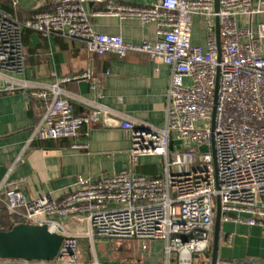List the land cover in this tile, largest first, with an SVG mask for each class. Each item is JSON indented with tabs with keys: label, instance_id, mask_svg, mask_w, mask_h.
Returning <instances> with one entry per match:
<instances>
[{
	"label": "built area",
	"instance_id": "1",
	"mask_svg": "<svg viewBox=\"0 0 264 264\" xmlns=\"http://www.w3.org/2000/svg\"><path fill=\"white\" fill-rule=\"evenodd\" d=\"M87 1L57 0L52 11L23 20L0 8V91L35 89L32 94L44 101L27 144L85 137L92 124L102 121L129 135L132 167L140 156H158L162 172L148 176L122 169L95 181L78 176L77 187L59 199L50 193L26 198L17 183L3 178L0 203L5 210L18 224L46 225L62 242L50 259L0 257V264H104L78 260V235L67 231L65 218L86 220L90 238L136 239L143 249L149 240L162 241L159 264H194V256L212 244L216 197L220 221L264 228V0H218L217 10L214 0H153L143 5L95 0L104 8L94 13L85 9ZM93 14L154 22L156 38L131 43L120 35L99 33ZM193 15L206 18L205 48L191 43ZM24 29L78 38L94 54L123 57L137 52L167 64L163 125L138 122L99 103L75 115L71 99L78 94L61 88L69 78L50 85L16 78L24 70ZM72 79H87L93 91L100 80L91 70ZM200 145L207 151H199ZM71 147L85 149L87 143ZM215 264L264 260L216 258Z\"/></svg>",
	"mask_w": 264,
	"mask_h": 264
},
{
	"label": "crops",
	"instance_id": "2",
	"mask_svg": "<svg viewBox=\"0 0 264 264\" xmlns=\"http://www.w3.org/2000/svg\"><path fill=\"white\" fill-rule=\"evenodd\" d=\"M56 1L0 0V8L23 20L38 11H52ZM111 1L143 5L153 0ZM84 6L90 13L104 8L103 3L95 0H88ZM91 21L95 31L120 35L127 42L140 43L156 38L154 22L103 14H93ZM206 35L203 17L193 15L191 43L205 48ZM22 44L24 70L14 74L16 78L37 85H50L61 78H69L61 83V88L67 94H78V99H71L75 115L83 114L91 105L99 103L138 122L154 127L163 125L170 79L167 64L137 52H129L123 57L113 53H90L83 40L58 34L43 36L30 29L22 31ZM86 70L99 76L97 91L90 89L87 79H72ZM33 91L35 89L29 88L0 91V181L6 177L17 183L26 198L47 193L56 199L62 198L77 187L78 176L95 181L122 169L148 176L160 174L158 156H140L137 165L132 167L129 135L117 127L105 126L102 121L92 124L85 137L35 139L27 144L44 109V101L33 95ZM81 131L84 132L85 127ZM81 141L87 143V148L71 147L72 143ZM64 222L69 233L78 235V260L82 263L93 259L104 264H159L161 261L160 251H154L157 240H149L145 251L136 253V247L142 245L136 239H128L129 242L119 246L115 254L108 255L107 261H101L97 256V237L87 235V221L65 218ZM229 234L231 239L228 241ZM104 239L98 238V242ZM211 252L212 244L203 253L207 255L206 261ZM217 258H252L261 262L264 260V228L221 221Z\"/></svg>",
	"mask_w": 264,
	"mask_h": 264
},
{
	"label": "water",
	"instance_id": "3",
	"mask_svg": "<svg viewBox=\"0 0 264 264\" xmlns=\"http://www.w3.org/2000/svg\"><path fill=\"white\" fill-rule=\"evenodd\" d=\"M218 9V0H214ZM215 37L220 44L219 22L215 19ZM199 151H207L206 145H200ZM213 152V146H211ZM220 202L216 197V211L210 264H215L217 258L218 235L220 229ZM62 236L49 231L46 225L20 223L10 230L0 231V257L25 259H50L54 257L61 245Z\"/></svg>",
	"mask_w": 264,
	"mask_h": 264
},
{
	"label": "rangeland",
	"instance_id": "4",
	"mask_svg": "<svg viewBox=\"0 0 264 264\" xmlns=\"http://www.w3.org/2000/svg\"><path fill=\"white\" fill-rule=\"evenodd\" d=\"M203 23L207 24L206 18H203ZM200 124H201V126H206L207 125L206 123H200ZM158 166H159V171L161 173L162 172V163L159 162ZM171 170L174 171L175 168L172 167ZM213 200L215 201V197L213 198ZM128 242H129L128 239H104L101 242H98V238H97V256H98V258L101 261H103V260L107 261L109 254H112V255L115 254V250L119 246L126 245ZM146 244H147V242H146ZM163 244L164 243L162 241H158V243L156 244V249H154V251H157V250L160 251L162 249V247H163ZM139 245H138V247H136V249L134 251L136 253L144 252L145 250L143 249L142 245H140V246ZM206 257H207V255H204L203 253L195 255L194 256V263L195 264L196 263L203 264L206 261V259H207Z\"/></svg>",
	"mask_w": 264,
	"mask_h": 264
},
{
	"label": "trees",
	"instance_id": "5",
	"mask_svg": "<svg viewBox=\"0 0 264 264\" xmlns=\"http://www.w3.org/2000/svg\"><path fill=\"white\" fill-rule=\"evenodd\" d=\"M18 221L17 218L5 210L3 205L0 207V231L10 230L13 226L18 224Z\"/></svg>",
	"mask_w": 264,
	"mask_h": 264
}]
</instances>
